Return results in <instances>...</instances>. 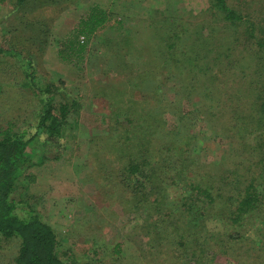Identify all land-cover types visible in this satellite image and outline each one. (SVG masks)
Here are the masks:
<instances>
[{
    "label": "trees",
    "instance_id": "1",
    "mask_svg": "<svg viewBox=\"0 0 264 264\" xmlns=\"http://www.w3.org/2000/svg\"><path fill=\"white\" fill-rule=\"evenodd\" d=\"M79 1L13 0L11 36L6 47L0 45V57L20 63L21 86L44 95L35 118L20 125L9 120L0 128V237L18 241L15 264H92L63 259L54 228L33 209L19 207L14 197L24 179L33 181L32 167L59 160L66 149L64 128L77 101L48 80L39 83L35 61L49 45L54 19L43 17V10L62 11ZM210 1L207 12L219 15L226 28L234 26L232 35L212 23L201 25L208 28L206 33L193 35L187 21L166 9L150 21L148 41L121 50L120 44L130 42L126 36L108 61L117 75L103 87L110 124L105 135L91 140L94 168L88 179L112 197L111 188L117 187L123 210L141 214L144 264H233L217 262L218 256H229L234 264H264V34L227 0ZM107 18V11L94 4L77 32L89 38ZM243 23L247 35L242 43L237 29ZM77 37L65 39L67 47L58 50L61 59L84 51L85 43ZM108 45L113 49L117 41ZM128 55L137 60L128 61ZM170 78L177 81L171 100L159 88ZM239 78L246 79L245 88L228 93L227 109L216 105L218 111L209 110L208 118L217 113L229 118L224 129L233 135L229 149L234 157L223 156L213 169L194 157L198 136L186 125V117L178 116L169 129L163 116L177 112L183 97L206 87L213 90L205 93L211 98L217 87ZM214 221L222 228L211 226ZM247 241H257V248L246 246ZM249 256L253 261L241 260ZM122 264L142 263L136 259Z\"/></svg>",
    "mask_w": 264,
    "mask_h": 264
},
{
    "label": "rangeland",
    "instance_id": "2",
    "mask_svg": "<svg viewBox=\"0 0 264 264\" xmlns=\"http://www.w3.org/2000/svg\"><path fill=\"white\" fill-rule=\"evenodd\" d=\"M13 0L0 3V45L7 46L11 34L9 24L15 22L10 16ZM227 3L249 16L256 24L257 33L264 34V0H227ZM97 4L107 11L105 24L87 38L77 32L79 21L86 16L89 8ZM210 0H80L76 5L62 11L43 10V17L54 18L51 22V37L43 53H38L35 61L36 80L52 82L76 99V105L69 113L64 134L66 149L59 160L47 161L31 168L34 179H24L14 193L19 207H29L48 222L56 231L61 247V257H72L79 262L92 264H122L139 259L142 264L147 249L146 239L138 230L141 214L126 213L117 197L122 193L117 187L110 193L102 192L98 184L88 179L94 168L89 152L91 140L101 137L108 131L110 124V103L103 87L110 86L117 75L108 65L113 60L114 52L120 50L122 38L129 36L130 42L120 44L121 50L127 45L141 44L148 41L149 24L159 12L169 9L175 15L188 22V30L194 35L196 31L206 33L203 23H212L219 30H227L232 35L235 27L226 28V21L219 15L207 12ZM41 16V10L36 12ZM246 24L238 27V35L244 42L247 33ZM78 34V41L85 43L83 52H73L66 59L58 55L60 48H66L65 39H73ZM236 35V34H235ZM80 36L84 39L81 42ZM112 39L117 41L113 49L108 45ZM104 41V42H103ZM244 46L239 50L243 51ZM108 48V49H107ZM112 51V52H111ZM123 52V51H122ZM126 59L132 62L133 55ZM117 68V62H112ZM22 70L14 58L0 57V128L12 121L20 125L24 120L35 118L41 107L40 93L21 86ZM246 79L229 80L228 85H220L211 98L205 97L208 89L203 87L180 100L177 112H166L163 116L166 127L173 129L178 123V116H185L186 125L198 136L192 153L205 166L217 169L223 156H233L230 151L232 133L224 129L229 118H208L209 110L224 111L228 93L237 88H245ZM177 85L174 78L165 79L160 85L162 96L171 100L173 87ZM211 92L213 91L210 89ZM148 96V95H146ZM244 100H247L244 99ZM216 105H218L216 107ZM214 109V110H213ZM29 180V181H28ZM27 185V187L22 185ZM174 195L175 191L170 190ZM211 226L222 228L220 222ZM251 249L257 248V241H247ZM18 249L17 240H4L0 237V264H15L14 257ZM120 253L116 254L115 251ZM147 254V253H146ZM246 262L253 261L252 256L241 257ZM217 262L234 264L229 256H218Z\"/></svg>",
    "mask_w": 264,
    "mask_h": 264
},
{
    "label": "built area",
    "instance_id": "3",
    "mask_svg": "<svg viewBox=\"0 0 264 264\" xmlns=\"http://www.w3.org/2000/svg\"><path fill=\"white\" fill-rule=\"evenodd\" d=\"M83 39H84V37H83V36H80V40H81V42L83 41Z\"/></svg>",
    "mask_w": 264,
    "mask_h": 264
}]
</instances>
